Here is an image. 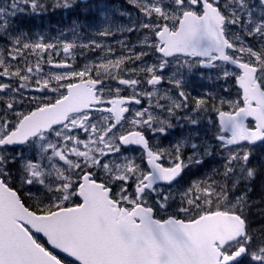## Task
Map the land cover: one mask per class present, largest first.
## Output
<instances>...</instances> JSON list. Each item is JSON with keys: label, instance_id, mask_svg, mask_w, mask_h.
I'll list each match as a JSON object with an SVG mask.
<instances>
[{"label": "snow or ice", "instance_id": "1", "mask_svg": "<svg viewBox=\"0 0 264 264\" xmlns=\"http://www.w3.org/2000/svg\"><path fill=\"white\" fill-rule=\"evenodd\" d=\"M127 3L133 11L104 0L0 5V264H264V194L259 202L250 195L264 175L257 157L264 148V0ZM57 9H79L86 18L96 12L105 26L94 35L101 37L141 32V50L120 40L124 51L117 56L95 39H33L17 23ZM113 11L128 23H115ZM82 27L91 25L74 21L70 31L79 38ZM78 48L103 55L81 68L53 59L61 52L75 59ZM149 55L157 62L145 63ZM169 58L188 73L216 69V79L234 78L242 92L238 101L219 98V107L209 104L216 99L211 93L193 98L194 111L211 107L218 114L215 139L227 155L222 172L213 169V176L175 194L185 171L203 166L213 151L197 142L195 131L173 151L154 149L145 136V130L166 133L173 127L150 109L173 115L188 107L179 68L167 80L182 99L157 96ZM136 61L141 65L128 66ZM42 64L62 71L45 72ZM125 88L132 94L122 96ZM143 98L147 108L130 109ZM130 146L142 147L146 167L124 154ZM185 147L192 150L186 158Z\"/></svg>", "mask_w": 264, "mask_h": 264}, {"label": "rangeland", "instance_id": "2", "mask_svg": "<svg viewBox=\"0 0 264 264\" xmlns=\"http://www.w3.org/2000/svg\"><path fill=\"white\" fill-rule=\"evenodd\" d=\"M11 0H0V5L7 6ZM122 0H115L114 2L110 3L109 5L113 8H120L121 10H129L133 11L131 5L126 4L122 5ZM79 10V9H78ZM112 20L117 24H123L126 25L128 23L127 17H121L118 14H116L114 11L111 13ZM93 16L92 12H89L87 14V18L84 16L85 21L88 23L89 18ZM61 17V9H57L56 11H49L45 15H43L40 18L35 17H27V18H18L17 23L24 28L25 31L29 33V35L32 36L33 39H36L39 35H43L46 38V41L48 42H55L56 40H77L78 42L84 41L86 42L88 39H95L101 43H103L106 46H111L114 50L118 48L116 45H119L117 42L120 40L128 41L126 44L133 45L136 44L137 48L136 51H140V46L138 44V41L142 38L143 33L141 32H132L130 34H125L124 36H120V38L116 40H112L114 35L107 36V37H101L99 35H94L96 31H98L101 27L105 26L103 22L100 19L99 22V15L97 18H95L92 23L91 28H84L82 31V28H80V36L79 38L75 37L73 33L71 32L69 34V37H67L66 34L61 36V32H63V29L70 30L73 27V22L71 24H65L64 22H60L63 24V27H61L60 24H58V21ZM45 20H44V19ZM55 23V28L52 29L50 26L52 23ZM99 27L97 28V25ZM94 28V31H91L92 28ZM34 28V29H33ZM97 28V29H96ZM90 31V32H89ZM120 34V33H119ZM94 36V37H91ZM0 43H3V41H0ZM123 49L117 51L115 54L117 56L121 55L123 53ZM75 59H72L71 57H65V55L61 52L60 56H54L53 59L56 61H60L62 59H68V62L73 64L75 68H81L85 63H88L90 61H95L97 57H100L103 55V52L100 54L95 53V51L91 52V50L87 49H76L75 50ZM87 53V55H86ZM92 53V54H91ZM35 57H29V60L34 61ZM173 58H169L170 64L168 67L164 69L163 74L165 75L166 79L161 83V85L157 86L159 89L157 96H164L167 94L172 98V100H175L179 102L182 98L179 97V89L175 87L173 84H169L167 78L172 77V74L174 72H177V69L179 68V63H171V60ZM144 62L147 64H152L157 62L156 56L149 55L144 58ZM141 65V61H139L136 65L129 64V67H137ZM42 67L44 68L45 72L48 71H62L61 69H53L50 68L47 64H42ZM194 70L191 73H188L185 69L179 68L178 75L181 76L185 80V86L183 90L189 94V103H192L194 105L193 98H205L208 99V94L211 93L214 97H216L215 100H209V104L215 103L218 107L219 105V98H224L225 100H240L239 96V88L236 83L234 82H220L216 79V76L214 75L213 78L211 75L212 72H209L208 76H193ZM4 82H7V78H3ZM108 83H111L113 86L116 85L115 81H109ZM122 88L124 86H121ZM140 88H143L145 90H151V86L148 85H141ZM225 88L227 91H225ZM127 91V93L125 92ZM32 95H36L37 93H31ZM121 95H131V91L129 89H124L121 93ZM51 95V94H50ZM144 103L142 105H136L132 104L131 109H142L147 108L149 106L148 99L143 98ZM172 100H165L161 99L159 103L165 104V105H171ZM156 97H153L152 103L155 104ZM107 106V105H106ZM186 109V112L184 110ZM229 110V106L227 104L223 105L222 110ZM27 110V109H25ZM180 111L177 113V111ZM150 111H153L155 115H158L161 119H170L173 116H177V124H173V127L170 128L168 131V136L165 135V133H155L153 134L150 131L145 130V134L149 135V139L151 141L152 146L154 148H162L169 151H173L175 148V145L178 144L183 137L187 136L189 131H195L198 133L197 136V142H205L207 145H209L212 148L213 155L211 157L206 158V162L203 166L199 167H193L191 169H187L185 171V174L183 176V179L180 180L179 184L175 185L174 188V194L176 190H182L183 188H187L190 186L191 183L201 180H206L208 177L213 176V169H218L220 172L223 171V165L225 163V157L227 155L226 150L221 149L218 147L219 141L215 139L216 134H218V130L220 128V125L218 124V118L217 113L210 107L207 111H201L200 112L194 111L193 108H181L176 109L175 114L169 115L166 111H162L159 108H153L150 109ZM126 116H130V114H127ZM192 116L199 120L198 125H191L187 122L186 117ZM207 122V123H206ZM126 128H131L130 125H127ZM133 147V148H130ZM127 148V150H123L124 154L126 156L134 157L136 162L140 164L142 168L146 167V158L144 155V152L142 149L137 148L135 146H130ZM192 150L190 147H185L182 149V156L186 158L187 156L191 155ZM258 160L264 161V148H261L257 152ZM165 166H169V162L167 160L163 161ZM215 179L219 180L220 176L216 175L214 176ZM264 183V180L262 181ZM131 190V189H130ZM179 203V197H177V200L174 201V204ZM182 215V214H181ZM39 238L42 242L46 241L42 236L39 235ZM48 246V245H46Z\"/></svg>", "mask_w": 264, "mask_h": 264}, {"label": "flooded vegetation", "instance_id": "3", "mask_svg": "<svg viewBox=\"0 0 264 264\" xmlns=\"http://www.w3.org/2000/svg\"><path fill=\"white\" fill-rule=\"evenodd\" d=\"M115 0H104V3H106V4H110V3H112V2H114ZM123 1V3H122V5H123V7H124V5H126V4H128L127 3V0H122ZM89 2L90 3H98L99 2V0H89ZM93 13V16L91 17V18H89V20H88V24H91L92 22L91 21H93L95 18H97V16H98V14L96 13V12H92ZM84 16H85V14L83 13V12H81L80 10H75V11H68V10H61V17H60V19H59V21H58V24H60L61 25V27H63V24H61L60 22H64L65 24H71V22L72 21H79V22H85V19H84ZM120 16V15H119ZM121 17H124V16H121ZM44 19V18H43ZM45 20V19H44ZM98 23H100V17H99V22ZM97 25V28L99 27V25L98 24H96ZM52 29H54L55 28V23L53 22L52 23V25L50 26ZM89 28H91V27H89ZM94 28L95 27H93L92 28V30L91 31H94ZM96 28V29H97ZM34 29V28H33ZM83 29H84V27H82V31H83ZM63 31V33L64 34H66L67 35V37H69V34L71 33V31L70 30H66V29H63L62 30ZM90 32V31H89ZM120 32H117L113 37V39L112 40H116V39H118V38H120V36H124L125 34H130V33H127V32H125V33H120ZM91 37H94V36H91ZM70 38V37H69ZM95 38V37H94ZM125 42H128V41H125ZM118 48H116L118 51L119 50H121V47H120V45H116ZM86 55H87V53H86ZM139 61H136V63L134 64V65H136L137 63H138ZM228 67H229V69L230 70H232V71H239L238 69H236L234 66H232V65H228ZM209 72H212L213 74L211 75V77L213 78V76L215 75V76H217V70L216 69H200V68H197V69H194V73H193V76H200V77H202V76H208L209 75ZM218 80V79H217ZM218 81H220V82H225L224 80H218ZM163 82V81H162ZM227 82H234V83H236L235 82V80H234V78H229V81H227ZM237 84V83H236ZM237 86H238V88H239V85L237 84ZM126 93H127V91H125ZM122 96H125V95H122ZM127 96H129V95H127ZM239 96H240V100L242 99V92H241V90L239 89ZM144 103V100L142 99V103L140 104V105H142ZM193 104L192 103H189L188 104V107L187 108H189V109H192L193 108ZM130 107V109H131V105L129 106ZM224 110V109H223ZM224 111H228V110H224ZM180 111L178 110L177 111V113H179ZM184 112H186V109L184 110ZM200 113L202 114V112L200 111ZM125 115H127V114H125ZM177 116L178 115H176V116H173L172 118H170V119H168L171 123H172V125L173 124H177V121H179L178 119H177ZM217 118H218V114H217ZM219 119V118H218ZM218 122V124H219V120L217 121ZM207 123V122H206ZM248 123L251 125V124H253V121H252V119H250L249 118V121H248ZM170 130V128L168 129V131ZM168 131L165 133V135L166 136H168L169 134H168ZM225 135H229V134H225ZM145 136H146V138L149 140V143H150V146L151 147H153L154 148V146H152V144H151V141H150V139H149V135H147V134H145ZM135 147H137V148H140V149H142V147L141 146H135ZM130 148H133V147H130ZM155 149V148H154ZM143 150V149H142ZM143 152H144V150H143ZM144 155H145V158H146V154L144 153ZM60 255H62V254H60Z\"/></svg>", "mask_w": 264, "mask_h": 264}, {"label": "trees", "instance_id": "4", "mask_svg": "<svg viewBox=\"0 0 264 264\" xmlns=\"http://www.w3.org/2000/svg\"><path fill=\"white\" fill-rule=\"evenodd\" d=\"M256 161H254L255 163ZM264 180V175H261L258 177V179L254 183L253 192L250 193L252 195V199L259 202L261 195L264 194V183L262 182ZM254 220L256 217L253 218ZM254 226H258V224H255Z\"/></svg>", "mask_w": 264, "mask_h": 264}, {"label": "bare ground", "instance_id": "5", "mask_svg": "<svg viewBox=\"0 0 264 264\" xmlns=\"http://www.w3.org/2000/svg\"><path fill=\"white\" fill-rule=\"evenodd\" d=\"M115 49V48H114ZM118 50L116 49L115 50V53L117 52ZM92 52V51H91ZM94 52V51H93ZM102 51L100 50V49H97V50H95V53L94 54H96V53H98V54H100ZM92 54V53H91Z\"/></svg>", "mask_w": 264, "mask_h": 264}, {"label": "water", "instance_id": "6", "mask_svg": "<svg viewBox=\"0 0 264 264\" xmlns=\"http://www.w3.org/2000/svg\"><path fill=\"white\" fill-rule=\"evenodd\" d=\"M218 118H219V116H218ZM251 119V118H250ZM230 135V134H229ZM38 235H40V236H42L43 237V235L42 234H38ZM43 238H45L46 239V237H43ZM50 247V246H49ZM55 251H57L58 252V250H55Z\"/></svg>", "mask_w": 264, "mask_h": 264}]
</instances>
